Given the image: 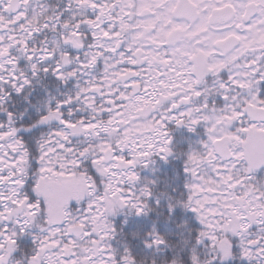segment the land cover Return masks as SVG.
Segmentation results:
<instances>
[{
	"label": "snow or ice",
	"instance_id": "snow-or-ice-1",
	"mask_svg": "<svg viewBox=\"0 0 264 264\" xmlns=\"http://www.w3.org/2000/svg\"><path fill=\"white\" fill-rule=\"evenodd\" d=\"M261 82L264 0H0V264H264ZM170 124L205 133L176 197L137 167L173 154ZM161 198L199 229L172 241L153 222L152 255L114 247L110 217H159Z\"/></svg>",
	"mask_w": 264,
	"mask_h": 264
},
{
	"label": "trees",
	"instance_id": "trees-1",
	"mask_svg": "<svg viewBox=\"0 0 264 264\" xmlns=\"http://www.w3.org/2000/svg\"><path fill=\"white\" fill-rule=\"evenodd\" d=\"M42 95V90L37 91V89H34L30 95V99L33 101V103H35V100ZM17 107H27V112H25L24 116L21 118L24 124L30 123V118H36L37 114L35 108L27 106L25 102L21 101ZM0 116H2V114H0ZM40 130H42V128H33L27 131L21 128L19 134L27 139L33 134L38 135ZM172 164V169H166L165 174L163 172H159L161 176L155 177L154 180L156 181L155 187L157 191L167 192L169 195L176 197L185 190L184 183L186 174L184 173L181 166L175 165L174 162H172ZM33 166H36L35 161H33ZM258 181H264V178ZM74 203L75 201L72 200L69 202V205L72 206ZM161 206L162 207L158 209V211H161L163 215L159 217L157 216L156 212H150L147 216H136L134 214L126 216L124 212H118L115 216L110 217L114 226L117 228V235L112 241L113 246L120 248L122 247L121 242H126L128 243L133 255L139 258L153 254V250L144 247L142 239L144 233H146L152 227L153 222H155L157 231L169 234V239L172 241L179 239L181 228H179L178 225H182L185 229L184 235H187L186 229L190 228L193 229V231L199 229V222L196 220L195 215L190 210L177 207L169 215L166 208V200L163 198H161ZM252 230L255 231V226H253ZM133 231H138L140 235L133 237L131 235ZM233 241V249L236 251L238 249V244L235 243V237H233ZM17 244L18 248L13 252V256L15 258H20L22 255L21 249L24 253H27L31 248L32 236L24 234L18 237ZM155 254L157 256L170 257L172 253L169 249H163V251ZM181 255L183 256L184 253H181ZM217 264H248V261L243 257L234 255L225 261L217 262Z\"/></svg>",
	"mask_w": 264,
	"mask_h": 264
},
{
	"label": "flooded vegetation",
	"instance_id": "flooded-vegetation-1",
	"mask_svg": "<svg viewBox=\"0 0 264 264\" xmlns=\"http://www.w3.org/2000/svg\"><path fill=\"white\" fill-rule=\"evenodd\" d=\"M49 2H54V0H49ZM262 83V82H261ZM37 91H39V88H36ZM171 131H170V135L173 136L174 138L175 137H178V136H185V135H189V134H192V133H195V131H189L188 128H186L185 126H176L174 124H170L169 125ZM159 157V156H157Z\"/></svg>",
	"mask_w": 264,
	"mask_h": 264
},
{
	"label": "rangeland",
	"instance_id": "rangeland-1",
	"mask_svg": "<svg viewBox=\"0 0 264 264\" xmlns=\"http://www.w3.org/2000/svg\"><path fill=\"white\" fill-rule=\"evenodd\" d=\"M201 126V125H200ZM202 127V126H201ZM202 130L204 131V129H203V127H202ZM196 141V140H195ZM198 139H197V141H196V144L200 147V144L198 143Z\"/></svg>",
	"mask_w": 264,
	"mask_h": 264
},
{
	"label": "water",
	"instance_id": "water-1",
	"mask_svg": "<svg viewBox=\"0 0 264 264\" xmlns=\"http://www.w3.org/2000/svg\"><path fill=\"white\" fill-rule=\"evenodd\" d=\"M261 167H264V164L259 165L256 169H259Z\"/></svg>",
	"mask_w": 264,
	"mask_h": 264
},
{
	"label": "clouds",
	"instance_id": "clouds-1",
	"mask_svg": "<svg viewBox=\"0 0 264 264\" xmlns=\"http://www.w3.org/2000/svg\"><path fill=\"white\" fill-rule=\"evenodd\" d=\"M19 259V258H18Z\"/></svg>",
	"mask_w": 264,
	"mask_h": 264
}]
</instances>
